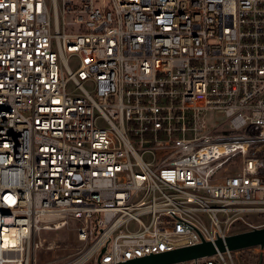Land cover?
<instances>
[{
  "label": "built area",
  "instance_id": "2783aa9c",
  "mask_svg": "<svg viewBox=\"0 0 264 264\" xmlns=\"http://www.w3.org/2000/svg\"><path fill=\"white\" fill-rule=\"evenodd\" d=\"M251 216L264 217V0H0V264H52L40 232L71 219L85 246L59 264L215 243L260 227Z\"/></svg>",
  "mask_w": 264,
  "mask_h": 264
},
{
  "label": "rangeland",
  "instance_id": "374dc122",
  "mask_svg": "<svg viewBox=\"0 0 264 264\" xmlns=\"http://www.w3.org/2000/svg\"><path fill=\"white\" fill-rule=\"evenodd\" d=\"M69 65L72 70H76L79 66L78 57H71ZM65 76L68 77L67 71H65ZM73 88L74 83L71 82L69 84V90ZM204 118L209 129H216V131L223 130V123L226 121L224 112L209 110L205 113ZM249 221L260 227L264 226V217L251 216L249 217ZM76 225V221L71 219L70 223L61 229L42 230L40 232V238L43 241L44 248L36 253L38 263L52 261V264H59L75 257L78 251L85 246V243L78 239L75 229ZM247 228V226L244 227V229ZM48 245H51L52 248L46 249L45 247ZM261 254H264V251L258 248L251 252H244L240 255L238 264H259ZM96 263L97 259H92L88 264Z\"/></svg>",
  "mask_w": 264,
  "mask_h": 264
},
{
  "label": "water",
  "instance_id": "95a60500",
  "mask_svg": "<svg viewBox=\"0 0 264 264\" xmlns=\"http://www.w3.org/2000/svg\"><path fill=\"white\" fill-rule=\"evenodd\" d=\"M253 246L264 247V226L233 234L225 240L218 239L215 243L204 241L197 245L135 258L119 264H171L213 255L218 251L223 252L227 249L240 250ZM259 264H263V254L260 255Z\"/></svg>",
  "mask_w": 264,
  "mask_h": 264
}]
</instances>
